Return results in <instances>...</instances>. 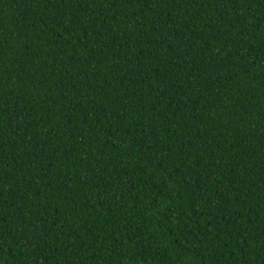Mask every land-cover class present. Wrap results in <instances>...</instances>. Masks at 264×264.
I'll use <instances>...</instances> for the list:
<instances>
[{
  "label": "trees",
  "instance_id": "1",
  "mask_svg": "<svg viewBox=\"0 0 264 264\" xmlns=\"http://www.w3.org/2000/svg\"><path fill=\"white\" fill-rule=\"evenodd\" d=\"M0 264H264V0H0Z\"/></svg>",
  "mask_w": 264,
  "mask_h": 264
}]
</instances>
